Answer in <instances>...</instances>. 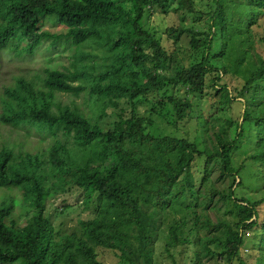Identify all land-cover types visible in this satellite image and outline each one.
Listing matches in <instances>:
<instances>
[{
    "label": "trees",
    "instance_id": "1",
    "mask_svg": "<svg viewBox=\"0 0 264 264\" xmlns=\"http://www.w3.org/2000/svg\"><path fill=\"white\" fill-rule=\"evenodd\" d=\"M171 2L176 10L197 12L195 0H0V52L32 53L50 38H64L77 50L72 68H47L39 81L17 77L0 87V125L53 137L47 149L31 152L3 141L0 129V264H104L98 247L116 251L125 264H156L164 221L182 211L181 217L189 212L192 221L175 219L165 246L175 264L180 257L184 264H264L259 212L264 196L251 202L237 199L235 190L217 189L219 199L237 202V210L214 220L209 213L213 198L201 201L191 172L204 155L202 181L218 162L219 178L232 177L231 188L240 178L241 186L233 153L253 126L252 158L264 173V51L240 47L254 35L253 25H264V0H213L208 31L182 25L167 29L175 50L144 25L148 7L167 13ZM43 16H53L66 31L43 30ZM185 33L192 48L202 52L190 64L178 52ZM259 38L264 43V33ZM209 73L221 83L216 87L221 100L244 99L236 135L216 132L212 147L201 150L186 137L155 133V114L177 126L192 106L172 90L183 87L202 95ZM228 73L243 80L238 96L222 85ZM152 93L162 95L160 106L141 112L139 103ZM80 95L89 102L88 110L74 99ZM108 109L116 118L105 129L97 118ZM72 189L83 193L86 205L97 201L98 211L79 220L80 231L60 233L47 215L48 202ZM18 205L32 208L25 224L8 220ZM245 228L254 230L252 261L239 256Z\"/></svg>",
    "mask_w": 264,
    "mask_h": 264
},
{
    "label": "rangeland",
    "instance_id": "2",
    "mask_svg": "<svg viewBox=\"0 0 264 264\" xmlns=\"http://www.w3.org/2000/svg\"><path fill=\"white\" fill-rule=\"evenodd\" d=\"M236 3L246 2L247 0H232ZM197 12H188L176 10V2H171L169 11L164 13L159 6L148 7L144 16V25L161 39L163 45L169 50H175L177 45L170 39L166 33L171 26L193 27L201 31H208L210 25V7L214 3L213 0H195ZM128 8L131 4H125ZM40 27L43 30L52 33L65 32V26L59 24L53 16H43L40 20ZM254 35L247 38L246 44L240 43V47L254 46L259 52L264 51V43L260 41L264 33V25L262 21L252 27ZM191 35L185 33L182 35L179 44V55L186 64H190L199 60L202 52L192 48L190 44ZM25 42H22L19 48H22ZM84 51H89L90 47H84ZM76 48L71 43L66 42L64 38L53 42V39H45L32 53L23 52L16 54L15 52H0V87L5 83H13L17 77H28L36 81L43 76L45 69H65L72 68L76 57ZM214 73H209L206 79L207 86L202 95L187 92L185 88L180 87L172 90L173 94L188 97L192 106L187 116L178 123L177 126L169 123L164 116L155 114L153 116L154 125L152 130L157 134L174 135L178 137H186L196 142L201 150L211 148L216 132H224L230 137H234L237 127L243 123V98L238 97L231 102L221 100L222 93L216 91L221 84L214 82ZM222 85H227L230 91L236 96L243 87V80L234 73H228L223 76ZM216 83V84H215ZM216 85V86H215ZM239 94H237L238 96ZM67 95L63 98L67 99ZM76 102L89 109V102L82 95L74 97ZM162 99L161 94L152 93L139 103L141 112L151 110L155 105L160 106L158 101ZM109 114L102 118H97L100 124L109 129L113 126L116 116L108 109ZM3 141H11L16 145V149L28 150L36 152L38 150L47 149L53 143L51 134H41L32 128H15L9 125H0ZM254 127H247L245 135L241 138L239 147L233 153L235 167L240 169V177L243 181L241 186L237 182L231 188L232 177L221 179L220 163H215L212 172L207 181H202L206 166V157L199 155L191 166V172L194 176L196 188L201 192L200 199L202 202L210 200L212 196V206L209 213L214 220L218 217L230 218L232 213L237 210V202L234 199L221 200L216 190H226L231 192L235 190L237 199L245 198L249 201L259 200L264 196V173L261 172L258 163L253 160L252 154L255 151ZM43 138V139H42ZM239 177V176H237ZM240 179V178H239ZM240 181V180H239ZM4 190H0V203ZM18 192V191H17ZM21 197V193H18ZM83 193L77 189L57 195L48 202L47 215L56 226L60 233L80 231L79 220L93 217L98 211L97 201L90 205L83 203ZM242 203V202H240ZM200 210L198 209V212ZM259 212L264 217V203L259 205ZM184 211L173 213L172 216L164 221L163 231L156 243L157 261L156 264H175L170 253L165 246L169 241V232L171 224L175 219L178 221H186L188 224L192 221L189 212L186 218L181 217ZM32 214V208L27 205H18L14 208L8 220L14 219L19 224H25ZM188 232V227L186 228ZM245 245L240 249L239 256L247 258L254 244V230L251 235L245 238ZM180 246V245H179ZM178 246V247H179ZM174 248L171 247V250ZM247 249V250H246ZM98 257L104 264H125L122 262L116 251L98 247ZM179 258V257H178ZM210 264H225L220 260L209 262ZM13 264H21L16 262ZM176 264H184L183 257H180ZM238 264V263H235Z\"/></svg>",
    "mask_w": 264,
    "mask_h": 264
},
{
    "label": "built area",
    "instance_id": "3",
    "mask_svg": "<svg viewBox=\"0 0 264 264\" xmlns=\"http://www.w3.org/2000/svg\"><path fill=\"white\" fill-rule=\"evenodd\" d=\"M243 235L245 238L249 237L251 235V230L250 229H241ZM247 250V249H246Z\"/></svg>",
    "mask_w": 264,
    "mask_h": 264
},
{
    "label": "water",
    "instance_id": "4",
    "mask_svg": "<svg viewBox=\"0 0 264 264\" xmlns=\"http://www.w3.org/2000/svg\"><path fill=\"white\" fill-rule=\"evenodd\" d=\"M244 100V99H243ZM245 110H243V112H244ZM240 179H238V181H239Z\"/></svg>",
    "mask_w": 264,
    "mask_h": 264
}]
</instances>
